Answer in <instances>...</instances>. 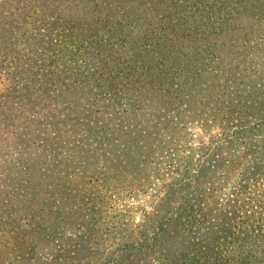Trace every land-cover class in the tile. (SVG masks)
I'll use <instances>...</instances> for the list:
<instances>
[{
	"label": "trees",
	"instance_id": "16d2710c",
	"mask_svg": "<svg viewBox=\"0 0 264 264\" xmlns=\"http://www.w3.org/2000/svg\"><path fill=\"white\" fill-rule=\"evenodd\" d=\"M0 264H264V0H0Z\"/></svg>",
	"mask_w": 264,
	"mask_h": 264
},
{
	"label": "rangeland",
	"instance_id": "374dc122",
	"mask_svg": "<svg viewBox=\"0 0 264 264\" xmlns=\"http://www.w3.org/2000/svg\"><path fill=\"white\" fill-rule=\"evenodd\" d=\"M138 201H140V200H138ZM145 201V203H146V196H142V199H141V202L143 203ZM141 203V204H142ZM139 216V215H138Z\"/></svg>",
	"mask_w": 264,
	"mask_h": 264
}]
</instances>
